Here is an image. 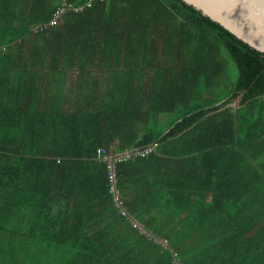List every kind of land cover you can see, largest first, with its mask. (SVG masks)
<instances>
[{
  "label": "trees",
  "instance_id": "trees-1",
  "mask_svg": "<svg viewBox=\"0 0 264 264\" xmlns=\"http://www.w3.org/2000/svg\"><path fill=\"white\" fill-rule=\"evenodd\" d=\"M88 1L0 0V264H264V53L181 0ZM78 61L96 99H38L28 69ZM98 149L132 153L120 206Z\"/></svg>",
  "mask_w": 264,
  "mask_h": 264
},
{
  "label": "water",
  "instance_id": "water-1",
  "mask_svg": "<svg viewBox=\"0 0 264 264\" xmlns=\"http://www.w3.org/2000/svg\"><path fill=\"white\" fill-rule=\"evenodd\" d=\"M264 53V0H181Z\"/></svg>",
  "mask_w": 264,
  "mask_h": 264
},
{
  "label": "crops",
  "instance_id": "crops-1",
  "mask_svg": "<svg viewBox=\"0 0 264 264\" xmlns=\"http://www.w3.org/2000/svg\"><path fill=\"white\" fill-rule=\"evenodd\" d=\"M28 71L38 73V99H48L49 103H53L54 99H65L67 106L76 104L80 107L89 99H96L93 96L92 78L103 73V68L98 67V63L79 65L78 61L70 65L67 63L59 70L35 67Z\"/></svg>",
  "mask_w": 264,
  "mask_h": 264
},
{
  "label": "built area",
  "instance_id": "built-area-1",
  "mask_svg": "<svg viewBox=\"0 0 264 264\" xmlns=\"http://www.w3.org/2000/svg\"><path fill=\"white\" fill-rule=\"evenodd\" d=\"M93 1L94 0H89L87 2V6H91ZM82 10H83V7L76 8L72 4H69L68 2L66 3L65 1H62V4L58 7L57 11L54 13L53 18L48 23L35 27L33 29V31L37 32L39 30H43V29L57 25L59 23V20L61 19V17L69 11L80 12ZM151 151H152L151 149H148L145 152L136 151L135 153H136V155L143 156L145 154L150 153ZM131 154L132 153H130V152H125V153L119 154V155H111L103 149H98V151H97V159L100 162L105 163L107 166V169L109 170V179H110V183H111L110 192L114 196V201L119 206L121 205V202L119 201V196H118V193L116 191V172H115L116 165L118 163H121V162L129 159L131 157ZM122 215H127V213L125 211H122Z\"/></svg>",
  "mask_w": 264,
  "mask_h": 264
},
{
  "label": "rangeland",
  "instance_id": "rangeland-1",
  "mask_svg": "<svg viewBox=\"0 0 264 264\" xmlns=\"http://www.w3.org/2000/svg\"><path fill=\"white\" fill-rule=\"evenodd\" d=\"M232 66H233V67H232ZM232 66H231V68H234V65H232ZM234 70H235V68H234ZM234 106L236 107V104H235Z\"/></svg>",
  "mask_w": 264,
  "mask_h": 264
}]
</instances>
